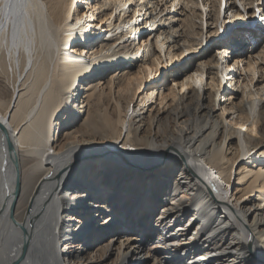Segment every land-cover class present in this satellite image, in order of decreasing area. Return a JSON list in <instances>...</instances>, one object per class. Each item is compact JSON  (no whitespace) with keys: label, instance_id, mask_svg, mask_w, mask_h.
Here are the masks:
<instances>
[{"label":"bare ground","instance_id":"1","mask_svg":"<svg viewBox=\"0 0 264 264\" xmlns=\"http://www.w3.org/2000/svg\"><path fill=\"white\" fill-rule=\"evenodd\" d=\"M133 1L134 14L120 17ZM140 1L103 0L107 31L131 32L98 45L94 13L79 0H0V264H108L117 238L112 264L148 255L156 264H264V68L228 55L229 45L206 59L195 23L177 37L157 25L158 0ZM144 9L161 52L199 58L175 79L181 95L144 92L141 78L102 84L101 69L140 50L124 39L137 38L141 24L129 21ZM202 75L206 84L193 85ZM114 220L122 231L109 229ZM149 241L172 247V258L152 254Z\"/></svg>","mask_w":264,"mask_h":264},{"label":"rangeland","instance_id":"2","mask_svg":"<svg viewBox=\"0 0 264 264\" xmlns=\"http://www.w3.org/2000/svg\"><path fill=\"white\" fill-rule=\"evenodd\" d=\"M158 1L159 5H157V9L155 11V13L158 14L157 25L159 24V21L162 20L165 23V27L167 28V30H170L174 33V35L178 37L183 31V24L188 28L191 23H195L197 31L201 30L203 33L201 38H199L201 42L200 49H207L206 59H214V56L218 57V47H220L221 45H229L231 52H228V55L236 53L237 56L245 58V65L248 62L256 61L255 67L264 68V4H262L264 0H219L220 13L218 15L214 13L213 7L214 2H217L218 0H186L185 3H176L175 5L167 2L168 0ZM88 2L90 3V7H88L87 9ZM134 3L135 1L126 2L125 12L121 13L120 17H122L124 13V16H132L134 14L132 12ZM139 3L144 4V0H141ZM203 3H207V5H203ZM230 6L232 7V9L227 11ZM79 9L83 14L88 12V10V14L94 13V17H92L93 20L90 22V24L93 26H91L90 29L94 31L95 35L93 36V40L96 41L98 45L100 41L115 37L116 34H120L121 32H131V26L129 24L124 25L123 28L117 29L115 32L107 31L106 28L110 19L107 20L108 16L105 15L107 7L103 5V0H84L83 3L82 0H79ZM182 9H185L184 14H180V11ZM144 12L145 9L143 11L136 12V16H134L129 21L137 23V26L138 23L141 24V30L139 31L137 38L135 36V32H133L131 34H128V37L126 36V38L124 39L127 40L129 36H131L130 39L134 41L135 46L133 47L132 54H134L138 45H141L140 50L137 52L136 56L131 55L130 57L120 59L123 62V65L119 68L117 65L114 66V62H112L111 64H109V67L101 69L105 70L104 74H102V71L100 74L102 75V84L107 89H109L111 85L114 86L115 84L121 83L128 84L131 81L136 85V78H141L145 79L141 89L144 92L146 90H149L152 86L157 85V92L162 88H165L166 93H172V90L174 89L175 92L181 95L185 92V88L179 86L177 82H175V79L180 78L181 75L186 72V65H189L191 63L198 64L199 58L196 57L195 53H189L186 54L183 58L179 59L178 56H176L173 60H171L168 55L165 54L167 45H164L162 47L164 51L161 52L158 45L154 42V39L150 37L153 27L151 23H145L144 19L146 18V16L144 15ZM209 13H211V18L209 16ZM118 15L119 14H116V16ZM101 16H103V19H101ZM117 19L118 17L114 18L113 22L115 21V23H117ZM228 19L232 21V24L223 32V26H227L225 20ZM207 28H210L211 30H213V32L215 31L216 35L208 37L205 34ZM142 33H144V37L146 38H144L145 42H143L140 38ZM206 36L207 38L204 39ZM124 40H120L119 42H123ZM79 41L83 43L82 40ZM155 52L160 54L161 58L159 60H157V56L154 54ZM146 55L148 56L147 58ZM191 57L194 58L191 60ZM115 62H117V60ZM148 65H152L154 67L152 75L146 71ZM229 69H231V67H229ZM213 73L214 76L217 77V80L221 81V83L223 84L225 78L219 80L218 76L220 73H218V66L213 71ZM242 75L246 76L245 70L242 71ZM256 76L257 75H255V77ZM206 81H208V79H206V75H202L200 80H196L195 82H193V85H204L206 84ZM223 86L227 87V85ZM242 95V93H238L234 99L235 102H238L241 99ZM204 102H207V100H205ZM229 106V103H226V108H229ZM224 107L225 106L223 102L219 104L214 110L215 116H218L219 113L224 111ZM242 130L246 131L245 128H243ZM114 149L120 150L119 147H116ZM129 149H131L132 151H136L133 148ZM253 162H255L254 159L249 165L251 166ZM236 177V172H234L231 181L232 185L237 183ZM237 186L238 188H241L240 190L244 189L242 188L244 186L242 184L235 185L233 193L236 192L235 189H237ZM230 190L232 192V186ZM216 191L219 192L220 190L216 189ZM220 192L224 194V192ZM114 228L116 230L122 231V227L118 224L117 220H114L110 223L109 229ZM131 233L134 232L131 231ZM189 235L190 233L187 236ZM97 238L102 239V236H95V239ZM109 238V233H107L103 237L104 240H108ZM120 240L121 238H117V240L114 242V246L116 248L110 254V257L108 258V264H112L115 262ZM153 242L154 241H149L147 243V250H149L152 254L155 253L157 256L164 255L168 258H172L173 255H171V253L174 251L172 247H164L162 245L156 246ZM131 264H136V261L131 262ZM137 264L156 263L154 262V259L150 255H148Z\"/></svg>","mask_w":264,"mask_h":264}]
</instances>
